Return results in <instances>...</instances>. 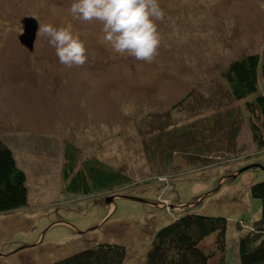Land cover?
I'll use <instances>...</instances> for the list:
<instances>
[{
	"label": "rangeland",
	"instance_id": "rangeland-1",
	"mask_svg": "<svg viewBox=\"0 0 264 264\" xmlns=\"http://www.w3.org/2000/svg\"><path fill=\"white\" fill-rule=\"evenodd\" d=\"M73 2L0 0V139L28 188L26 207L0 213V264H50L104 242L126 248L122 264H145L156 231L184 213L226 218L212 261L240 264L238 238L260 218L250 187L264 180V149L249 128L252 98L238 100L222 74L264 52V0H158L165 19L151 63L113 52L100 22L72 17ZM30 16L78 36L87 62L62 65L43 36L22 45ZM68 144L74 171L98 160L130 184L68 192ZM117 195L143 202H105Z\"/></svg>",
	"mask_w": 264,
	"mask_h": 264
},
{
	"label": "trees",
	"instance_id": "trees-1",
	"mask_svg": "<svg viewBox=\"0 0 264 264\" xmlns=\"http://www.w3.org/2000/svg\"><path fill=\"white\" fill-rule=\"evenodd\" d=\"M222 75L229 84L236 86L238 91H233V95L238 100L252 98L245 102L250 115L249 128L255 145L264 149V52L234 60ZM64 155V178L73 174L66 190L72 194H90L94 190L101 193L131 182L130 177L98 160H87L83 168L74 171L75 148L71 144L65 147ZM250 191L253 197L261 200L260 218L239 236L238 257L240 264H264V180L253 183ZM27 205L25 172L17 165L11 149L0 139V213ZM226 229L227 219L222 216L184 213L156 231L145 264H224L223 259L214 263L212 258L214 251L224 252ZM211 234H215V249L207 251L203 247ZM125 255L123 245L104 242L50 264H122Z\"/></svg>",
	"mask_w": 264,
	"mask_h": 264
},
{
	"label": "clouds",
	"instance_id": "clouds-1",
	"mask_svg": "<svg viewBox=\"0 0 264 264\" xmlns=\"http://www.w3.org/2000/svg\"><path fill=\"white\" fill-rule=\"evenodd\" d=\"M69 12L74 19L100 22L102 42L120 56L151 63L158 55L156 21L165 19L158 0H74ZM37 36L47 38L62 65L72 68L87 62L84 42L69 29L40 24Z\"/></svg>",
	"mask_w": 264,
	"mask_h": 264
},
{
	"label": "water",
	"instance_id": "water-1",
	"mask_svg": "<svg viewBox=\"0 0 264 264\" xmlns=\"http://www.w3.org/2000/svg\"><path fill=\"white\" fill-rule=\"evenodd\" d=\"M23 33L20 34L19 36V40L20 43L22 45H24L27 49L32 50L33 49V45L36 39V35H37V28H38V21L35 17L30 16L27 18L23 19ZM249 167H252V165L241 168L238 170V172L236 174H233L234 176L245 171L246 169H248ZM115 197H123V198H127V199H133V200H137V201H142V199L134 197V196H130V195H122V196H107L105 199L106 203H112L113 199Z\"/></svg>",
	"mask_w": 264,
	"mask_h": 264
}]
</instances>
